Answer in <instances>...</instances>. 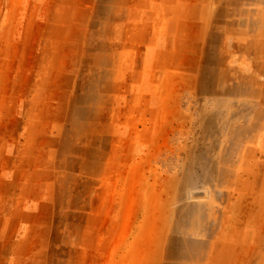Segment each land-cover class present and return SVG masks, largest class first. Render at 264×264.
Wrapping results in <instances>:
<instances>
[{
    "label": "rangeland",
    "instance_id": "rangeland-1",
    "mask_svg": "<svg viewBox=\"0 0 264 264\" xmlns=\"http://www.w3.org/2000/svg\"><path fill=\"white\" fill-rule=\"evenodd\" d=\"M0 264H264V0H0Z\"/></svg>",
    "mask_w": 264,
    "mask_h": 264
}]
</instances>
